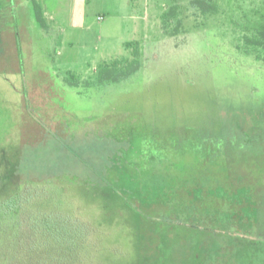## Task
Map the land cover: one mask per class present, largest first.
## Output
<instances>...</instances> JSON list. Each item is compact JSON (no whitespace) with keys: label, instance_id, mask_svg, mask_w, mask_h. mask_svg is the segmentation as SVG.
<instances>
[{"label":"rangeland","instance_id":"rangeland-1","mask_svg":"<svg viewBox=\"0 0 264 264\" xmlns=\"http://www.w3.org/2000/svg\"><path fill=\"white\" fill-rule=\"evenodd\" d=\"M263 22L264 0H0L3 251L48 242L45 222L96 238L99 264H264V52L242 51ZM190 142L226 144L224 186L260 234L170 221L168 193L203 210L221 177L168 147ZM201 172L208 186L184 187Z\"/></svg>","mask_w":264,"mask_h":264},{"label":"flooded vegetation","instance_id":"flooded-vegetation-1","mask_svg":"<svg viewBox=\"0 0 264 264\" xmlns=\"http://www.w3.org/2000/svg\"><path fill=\"white\" fill-rule=\"evenodd\" d=\"M187 144V147H183V144L182 147L180 145L179 147H175L172 145L168 147L175 150V153H178L179 158H181V156H186L188 158H192L193 155L196 156V161L198 160L202 162L203 164H205L204 166L207 165L210 169L214 170V168H217L218 170H214V172L221 175L220 180L212 182L211 186L208 187L209 189L207 190H203L204 181H207V186L210 183V177L206 173H197L196 175H191L190 178V173L186 176H181V179H183L184 183L187 184L186 186H189L190 183L195 182L192 187L196 186L197 188H199L198 186H200L199 184H201V189L211 198L210 204H207V202L204 203L205 206L203 207V210H194L191 218L189 219L190 222H206L205 224L212 227V229H209L207 234L214 233L215 231L220 237L226 236L227 238H230V236H233L240 238L248 234L255 236L257 234H260V232L257 231L258 226L254 217L253 208L251 214H246V211H248L246 207H250V205L241 203L242 198L240 197L236 200H230L227 191L228 188L224 186H229L230 180V173L223 170V165L227 164V158L228 155H230L228 148H226V144H224V142H194L193 144L190 142ZM236 153H238L237 149ZM189 163H187L186 166H188ZM169 173H171V176L174 175L171 170H168V176ZM192 178L194 179V181ZM189 188L191 187H188V189ZM168 195L171 197H173L174 195L175 206L172 208L178 207L177 210H179V212H182V217H184L185 213L183 207L180 206L181 200L176 197L175 191H173V193H168L167 196ZM213 203L215 204L214 206L212 205ZM230 242L231 241L228 239L227 243ZM231 248H233V246Z\"/></svg>","mask_w":264,"mask_h":264},{"label":"trees","instance_id":"trees-1","mask_svg":"<svg viewBox=\"0 0 264 264\" xmlns=\"http://www.w3.org/2000/svg\"><path fill=\"white\" fill-rule=\"evenodd\" d=\"M173 3L177 0H171ZM202 0H190V3H192L194 6L199 5ZM173 8H176V5L173 6ZM165 27V25L163 24ZM253 33H251L249 36H244V42L247 43L249 46L248 48L242 49L243 53L246 55H254L257 59H259V53L264 52V22L261 24L259 23L257 26H255L253 29ZM172 34H170L171 36ZM127 47L130 46H136L135 43H127ZM248 49V50H247ZM134 54L137 55V51H134ZM137 68V66H134V69ZM106 74L105 78H103L106 83L114 82L116 79L113 75H109V71H104ZM125 76V75H124ZM123 76V77H124ZM83 144V143H78ZM115 144V143H114ZM160 165H164L161 158L155 159ZM186 187V183H183ZM186 189V188H185ZM185 196L189 200H193V203L199 201L203 202L204 197H200L197 195L196 197L192 198L190 194V191L187 190L184 191ZM173 197L168 195V199L166 200L168 204L171 207L175 206V200ZM184 217H182V212H179V210H175V215H171L172 219L170 221H178L179 223L183 224L185 227L189 228L192 233H199L200 235L205 236L208 238L209 229L212 227L205 224L206 222H190V218L194 212V210L191 209H184ZM207 213V212H204ZM203 216V215H202ZM208 223V222H207ZM42 229L46 232H48V242L33 244L32 247L27 248H19L18 244L14 245V250L7 254L3 251L2 246L4 243L0 242V258L2 259L0 261L1 264H41V263H53L57 262V264H99L95 262V254L97 252V243L98 240L96 238L91 239L88 236V233L84 232L82 235L84 241L77 242L72 240V242L66 240L65 242H60V238L58 236H55L54 233L51 232L52 226L48 223L43 222L42 223ZM89 226V225H88ZM91 229V226H89V231ZM94 232V230H93ZM59 240V241H58ZM62 247L57 248L58 250H52L51 246ZM59 245V246H57ZM62 245V246H60ZM220 245H223V242L220 243ZM225 245L235 248H239L240 246L238 244H234V242L226 243ZM62 249V250H61ZM81 249V250H80ZM56 264V263H55Z\"/></svg>","mask_w":264,"mask_h":264},{"label":"crops","instance_id":"crops-1","mask_svg":"<svg viewBox=\"0 0 264 264\" xmlns=\"http://www.w3.org/2000/svg\"><path fill=\"white\" fill-rule=\"evenodd\" d=\"M5 1H12V0H5ZM15 2H21V0H15ZM56 142H58V141H56Z\"/></svg>","mask_w":264,"mask_h":264},{"label":"built area","instance_id":"built-area-1","mask_svg":"<svg viewBox=\"0 0 264 264\" xmlns=\"http://www.w3.org/2000/svg\"><path fill=\"white\" fill-rule=\"evenodd\" d=\"M98 20H101V17H98Z\"/></svg>","mask_w":264,"mask_h":264}]
</instances>
